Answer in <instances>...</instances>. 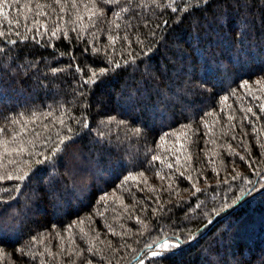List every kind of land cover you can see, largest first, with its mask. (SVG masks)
<instances>
[{
  "label": "trees",
  "instance_id": "1",
  "mask_svg": "<svg viewBox=\"0 0 264 264\" xmlns=\"http://www.w3.org/2000/svg\"><path fill=\"white\" fill-rule=\"evenodd\" d=\"M2 12L0 264H264V0Z\"/></svg>",
  "mask_w": 264,
  "mask_h": 264
},
{
  "label": "snow or ice",
  "instance_id": "2",
  "mask_svg": "<svg viewBox=\"0 0 264 264\" xmlns=\"http://www.w3.org/2000/svg\"><path fill=\"white\" fill-rule=\"evenodd\" d=\"M112 2H115V0H112ZM8 3V0H2V3H0V15H4V16H7V13H4L2 12V8L7 5ZM56 3H60V0H56ZM92 3L93 5H95V0H92ZM37 7H39V5H37ZM89 11L92 12V16H96L98 13L96 11H92L91 9H88ZM121 11H127V9H122ZM115 16H119L120 13L118 12H115L113 13ZM78 19H80V17L78 16L77 17ZM35 23H39L38 21H35ZM120 25L117 24L116 27H119ZM37 31H39V28L37 29ZM4 33L3 32H0V36H3ZM52 35L55 36L56 35V31L53 30L52 31ZM115 37L113 38V42L115 41ZM53 71H59V69H53ZM107 71H110V69H100L99 72H93L92 76L93 77H98L100 75H103L105 72ZM92 77L89 78V80H91ZM257 85L261 84L262 81H256L255 82ZM244 86H247V81H245V85ZM224 100H227V97H224L223 98ZM249 112L252 111V109H248ZM11 123L13 124H16V123H19L18 120H12L10 121ZM61 123H63V121H61ZM4 129L3 128H0V132H3ZM69 131H71V129H69ZM137 132H139V129L136 130ZM72 140V137L71 136H65V137H62L59 139L56 147L50 152V154L46 157H44L43 159L41 160H38L36 161V163H44L45 160H51V158L56 155L57 152L61 151V146H64L66 145L67 142L71 141ZM0 145H3V154H0V167H6V165L3 164V155L4 154H7L8 151H9V148H8V141L7 140H0ZM24 149L23 147H17V148H13L11 149V151L13 152H22ZM41 155H43L41 153ZM154 159H159V157H154ZM13 161H9V163H12ZM171 167V165H169ZM28 176V173H24L23 175H19V176H16L15 178L18 179V180H24L26 179V177ZM5 178L3 175H0V179H3ZM7 179H13V175L9 174L7 175L6 177ZM102 199H105V198H102ZM155 247L157 249H159V251L157 250H153L152 251V256L153 257H160V256H163L166 252H170L172 250H174L175 248L179 247V242L176 241V242H173L170 238H163L160 240L159 243H156L155 244ZM90 264V262H89Z\"/></svg>",
  "mask_w": 264,
  "mask_h": 264
}]
</instances>
